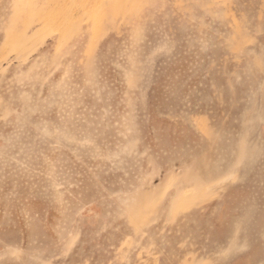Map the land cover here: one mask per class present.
Returning <instances> with one entry per match:
<instances>
[{
    "label": "rangeland",
    "instance_id": "1",
    "mask_svg": "<svg viewBox=\"0 0 264 264\" xmlns=\"http://www.w3.org/2000/svg\"><path fill=\"white\" fill-rule=\"evenodd\" d=\"M0 264H264V0H0Z\"/></svg>",
    "mask_w": 264,
    "mask_h": 264
}]
</instances>
